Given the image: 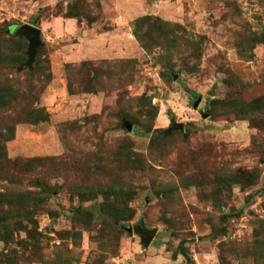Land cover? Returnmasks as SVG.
Masks as SVG:
<instances>
[{
    "label": "rangeland",
    "instance_id": "374dc122",
    "mask_svg": "<svg viewBox=\"0 0 264 264\" xmlns=\"http://www.w3.org/2000/svg\"><path fill=\"white\" fill-rule=\"evenodd\" d=\"M76 1L0 0V51L15 25L43 41L32 68H0L20 93L0 112V134L15 126L0 192L40 199L0 233V264H187L181 244L191 264H264V112L248 107L264 96V43L250 37L264 33V0H82L73 17ZM146 15L190 41L144 48L133 22ZM174 120L184 130L166 133ZM113 184L126 226L158 229L150 246L124 225L74 220L120 205Z\"/></svg>",
    "mask_w": 264,
    "mask_h": 264
},
{
    "label": "trees",
    "instance_id": "16d2710c",
    "mask_svg": "<svg viewBox=\"0 0 264 264\" xmlns=\"http://www.w3.org/2000/svg\"><path fill=\"white\" fill-rule=\"evenodd\" d=\"M82 0H77L74 4L69 6L68 14L73 17H80L82 15L80 3ZM92 3V2H91ZM93 4L97 7L100 4L98 0L93 1ZM95 21V18L89 19V24ZM171 26V24L164 22L160 18H153L150 15L142 16L137 18L133 22L134 26V35L140 41L141 45L144 48L150 49L154 44L155 38L162 37L165 39L162 43L164 45L174 47L172 42H175L179 37L174 34L173 30L170 32H164V26ZM180 28V26H177ZM160 32L161 34H157ZM169 35L172 37L170 38ZM9 40L13 42V51H0V68L5 65H18L24 63L28 59L27 47L28 41L26 38L18 35L10 34ZM252 40L255 44L264 43V33H257L255 36L252 35ZM152 38V39H151ZM185 39V38H184ZM186 41H190L185 39ZM41 48V47H40ZM88 64V62H84ZM98 77L95 76L93 81L90 83V92L98 90L97 84ZM20 97V93L17 92L11 84L3 82L0 80V112L2 107L10 105L14 98ZM250 113L255 112H264V96L258 97L248 104ZM43 112L41 108H35L29 119L33 123L39 122L43 117ZM135 119V118H134ZM2 127L5 128V133H1L0 136V157L7 156L6 146L4 141L11 140L15 135V126L13 124L5 122L2 124ZM110 191L115 194V199L120 203L121 197L123 198V192L125 190L115 188V185L110 187ZM105 195L110 194L108 190L103 191ZM39 197L34 195L33 191L28 192H0V233L2 236L5 235L13 236V231L15 228L13 224L16 223L15 220L19 219V224L23 225V220L33 218L30 213L32 210H35L40 204ZM90 209V210H89ZM86 218V220H84ZM113 220H111V219ZM130 219V214L128 210L127 201L120 203H113L111 201H106L100 206L96 205L93 208L83 209L78 215L74 217L75 221H83L87 223L89 221L99 220L103 223L109 224H121L127 225L126 221ZM22 227V226H21ZM26 228V227H25ZM124 232L127 230L123 229ZM180 252L187 257L188 263L191 264V258L185 249V246L181 244L179 246Z\"/></svg>",
    "mask_w": 264,
    "mask_h": 264
},
{
    "label": "water",
    "instance_id": "95a60500",
    "mask_svg": "<svg viewBox=\"0 0 264 264\" xmlns=\"http://www.w3.org/2000/svg\"><path fill=\"white\" fill-rule=\"evenodd\" d=\"M14 34L18 36H22L29 41L28 48V60L23 64L22 68H32L33 63L36 59V55L38 53V48L43 44L42 41V30L34 25L24 23L20 25H15L14 30L12 31ZM201 102V97L195 102V108L198 107ZM207 113L203 112V116L207 117ZM130 126V125H129ZM184 130V123L173 121V126L166 131V133H170L172 130ZM125 230H127L131 234L137 233L141 237L142 244L145 247L150 246L153 239L155 238L158 229L157 228H148L144 223H138L136 225H124Z\"/></svg>",
    "mask_w": 264,
    "mask_h": 264
},
{
    "label": "built area",
    "instance_id": "2783aa9c",
    "mask_svg": "<svg viewBox=\"0 0 264 264\" xmlns=\"http://www.w3.org/2000/svg\"><path fill=\"white\" fill-rule=\"evenodd\" d=\"M206 264H222V263L219 262V260L209 259V261Z\"/></svg>",
    "mask_w": 264,
    "mask_h": 264
},
{
    "label": "flooded vegetation",
    "instance_id": "af4514ba",
    "mask_svg": "<svg viewBox=\"0 0 264 264\" xmlns=\"http://www.w3.org/2000/svg\"><path fill=\"white\" fill-rule=\"evenodd\" d=\"M200 97V96H199Z\"/></svg>",
    "mask_w": 264,
    "mask_h": 264
}]
</instances>
